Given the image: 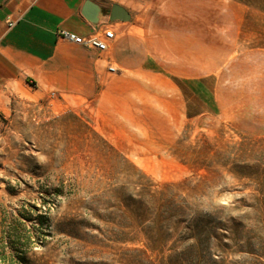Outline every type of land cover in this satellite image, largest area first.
<instances>
[{"label": "rangeland", "instance_id": "obj_1", "mask_svg": "<svg viewBox=\"0 0 264 264\" xmlns=\"http://www.w3.org/2000/svg\"><path fill=\"white\" fill-rule=\"evenodd\" d=\"M106 1L85 82L0 93V264H264V0Z\"/></svg>", "mask_w": 264, "mask_h": 264}, {"label": "crops", "instance_id": "obj_2", "mask_svg": "<svg viewBox=\"0 0 264 264\" xmlns=\"http://www.w3.org/2000/svg\"><path fill=\"white\" fill-rule=\"evenodd\" d=\"M87 1L0 0V93L28 85L30 79L59 92L85 82L92 69L82 66L78 56L92 64L95 55L60 39L58 32L89 35L103 27L118 31L123 22L111 21L106 12L113 3L90 0L101 9L98 24H92L83 15ZM143 43L148 50L145 39Z\"/></svg>", "mask_w": 264, "mask_h": 264}, {"label": "built area", "instance_id": "obj_3", "mask_svg": "<svg viewBox=\"0 0 264 264\" xmlns=\"http://www.w3.org/2000/svg\"><path fill=\"white\" fill-rule=\"evenodd\" d=\"M58 37L67 43L82 47L97 57L108 53L112 44L116 41L115 31L107 28H100L96 33L89 35H77L69 31H59ZM110 72H116L114 67L109 68Z\"/></svg>", "mask_w": 264, "mask_h": 264}, {"label": "water", "instance_id": "obj_4", "mask_svg": "<svg viewBox=\"0 0 264 264\" xmlns=\"http://www.w3.org/2000/svg\"><path fill=\"white\" fill-rule=\"evenodd\" d=\"M83 15L92 24L96 25L99 22V16L101 15V9L98 5L94 4L92 1H87L83 9ZM111 21H130V13L120 5H113L110 11Z\"/></svg>", "mask_w": 264, "mask_h": 264}]
</instances>
